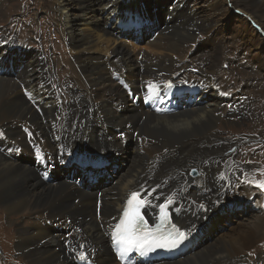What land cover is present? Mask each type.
I'll return each instance as SVG.
<instances>
[{"label": "bare ground", "instance_id": "obj_1", "mask_svg": "<svg viewBox=\"0 0 264 264\" xmlns=\"http://www.w3.org/2000/svg\"><path fill=\"white\" fill-rule=\"evenodd\" d=\"M111 1L112 8L110 10H102L98 6L85 5V0H58L57 5L53 6V14L47 16L50 24L44 25L45 32L39 29V32L41 31L42 33V42L39 45L41 50H36L34 46H31V48L25 46L24 49L18 51L16 47L20 45L19 43L14 39L7 40L1 36L6 46H13L7 51L6 57L9 60L12 59V55L20 58L22 53H25L27 58L22 60L24 73L22 70L20 74H18L20 71L15 73L18 79H9V73L5 76L0 75V143L13 140L15 143L21 144L24 149H27V143L31 142L29 138L35 140V134L30 132L28 125L24 123V126H17L15 122L14 124L10 123L11 118L17 119L19 118L18 115L24 117V113H29L30 117L33 115L39 117L41 126L39 137L44 148L54 146L50 140L55 137L60 128L65 127L62 123L64 117V121H68L67 117H69L73 121L79 122L75 132L77 137L74 139V143L72 144L68 140L67 145L70 148L82 146V142L85 141L87 143V138H89L98 149L111 148L115 152L117 151L119 155L125 156L126 147L122 146L121 140L112 135V129H110L112 126L123 128L125 124L136 130V137L141 138L139 142L140 139L131 137L135 159L124 170L120 168L119 171H116V181L114 183L103 184L101 179H97L101 182H98L101 185V206L99 212L95 207L97 193L94 189L85 190L76 186L75 183L68 188L65 183L63 184L60 181L56 182V185L43 182L38 175V169L33 165V160L27 163L34 169V172L25 165L13 163L12 160L16 161L17 159L13 158L14 156L11 153H5L0 150V206L6 212L5 219L7 218L8 221L13 222L8 216L21 212H37V215H41L38 218L34 217L35 220H33L32 224L30 223L31 226L28 229H22L20 232L17 229V248L23 254L25 251L36 250L33 253L31 264H75L73 261L74 245L78 241H86L97 248L96 258L101 263H104V255L109 254L110 251L108 240L101 230V226L113 223L122 199L128 191L143 188L144 194L152 193L149 195L151 199L162 200L166 196L174 194L175 197L178 196L180 198V202L194 205V212L183 219L177 220V223L180 227L187 230L199 224L205 227V235L209 234L206 241L203 239L198 240L194 248L184 257L157 264H251L253 260L249 259L258 258L257 252L264 250V216H260L259 213V207L261 208L264 205V195L263 192L257 193L253 183L248 182L253 181L248 166L244 162L239 161V158L238 160L235 159V157L239 156V153L245 150L244 148L240 152L238 151L239 146L245 145L243 143L244 139L240 135L228 138L220 136L221 144L211 136H205L204 143H207L208 146L205 145L203 147L205 149L201 151L200 158L192 157L191 153L186 152V149H188L187 147H193L192 144H196L199 135H205L219 121L223 124L231 123L234 120H240L242 117H249L252 110H257L252 104L250 105L252 101H256L257 97L255 99L247 98L246 103L241 108L239 106L221 105L217 99L216 89L211 86L212 83L219 86L220 76L218 72H206L202 60L199 61V59L202 56H206L212 63L213 57L218 56V50L221 48L226 49L225 46L227 44L222 38L223 30L225 29L219 26L221 22L216 20V17L218 14L221 16L227 15L232 12L230 10L232 9L236 14H239L236 17L241 21L235 26L234 34L228 40L230 43L234 42L232 43L234 45L233 48L230 49L231 47H229V49L231 52L236 53L235 57L240 59V62L250 65V69L255 70L256 73H261L264 79V61L260 62L262 60H260V55L262 52L264 53L262 48L264 32L262 31V36L260 34L257 35V33L254 35V29L250 26V24L256 26L259 30L261 26H264V0H239V3L246 4L244 8L239 7L241 4L238 5L236 2L229 8L223 0H211L210 4L201 3L202 6H206L203 13H198L194 10L182 11V8L189 0H177L174 4V12L168 14L170 15L168 20L160 23L156 37L152 41H148V48L152 50V53L140 51V65H137L135 60H130L129 57L124 55L127 53L130 56L127 51L121 53V49H124L121 46L111 50L109 56L100 55L99 51H94V49L99 48L106 52L108 51L111 39H116L115 31V39L104 36L110 28H115L120 32L136 31L133 28L124 31L118 26V18L115 14L121 9V2H125V0ZM126 1H128L127 4L133 3V0ZM161 1L171 3L174 0ZM26 9L28 11L33 10L31 7H26ZM73 10L75 12L74 15H72ZM105 11L108 13L103 15ZM214 13L215 15H213ZM113 14L114 16H112ZM102 15L103 17H101ZM187 16L191 20L189 25L186 24ZM76 18H80V22H76L77 26L72 23ZM248 22L250 23L249 25ZM18 25H20L19 22ZM156 25L152 21V27ZM147 26L148 23H142L136 35L144 32ZM28 28L32 30L31 33L33 35L38 34L37 28ZM83 28L91 29L93 35L95 32L98 33L94 37L91 35V38L89 36L90 33H84L74 39L72 35L81 33ZM215 28L219 29L216 30ZM244 29L248 30L250 34L246 42L241 38ZM50 30H56L53 34L61 39L63 53L66 51L71 54L70 47L74 50H84L81 53H77L74 57L77 66L76 72L73 68L71 70L64 68L61 54L55 61L51 60V66H48L50 64L44 60L45 50L49 55L51 54L50 50H47L48 44L52 42L48 34ZM198 30H204L205 32L203 38L196 40L200 47H196L195 44L197 42H195L194 38ZM152 33L150 32V34ZM173 36L176 39L172 40ZM115 43L116 41L111 43V45ZM187 43L194 44L192 48H188L189 46L184 47ZM44 44L45 46H43ZM120 44L127 46L121 41ZM200 44L206 47L209 46V50L201 48ZM128 46L131 47L130 45ZM155 49L162 50V53H158V50L156 51ZM196 50H203V52L195 53ZM170 51L178 55L183 52L189 60L182 56L181 58L168 61L160 60L162 56L174 58L169 54ZM52 53L55 58L58 52L53 50ZM115 56L116 58H113ZM77 62H80L82 67H79ZM219 65L218 63L217 67ZM160 67H162L161 70H159ZM186 67H197L200 72L199 77H193L185 73L183 78H185L186 84L194 82L195 78L206 83L209 90L205 95L199 94V96H202L200 103L191 104L171 116H158L145 110L135 109L131 107L130 103L126 104L125 93L117 81L113 79L125 73L126 77H130V80L136 83L133 88L137 90L139 79L148 82L158 78L166 79L169 76L180 78ZM216 69L215 67L212 71ZM61 71L63 72L61 73ZM164 73L167 76L166 78H164ZM75 78L77 82L79 80L84 88H79L80 86L76 88ZM246 84L253 88L252 83ZM220 86V91L224 92ZM22 88L32 90L35 95H38L40 100H44V103L40 105L31 103L22 94ZM2 97H6L5 102H1ZM65 99L72 100V103L67 107H63L64 109L62 110L58 109V103ZM53 102H55V106L52 107ZM122 106V110L127 111L126 114L117 112L116 108H121ZM31 107H34L35 111ZM50 108L52 109L50 110ZM19 122L21 121L19 120ZM71 126L70 123L66 124L68 130H71ZM85 128H89L90 131L84 135L82 129ZM157 129L161 130L162 136L155 133ZM231 129L232 127L227 132L233 133ZM214 130L219 132L218 127ZM2 131H6L3 135L7 136V139L2 138ZM107 133L109 136L106 135ZM13 136L24 138L26 143H20ZM110 137L116 138L118 142L111 144L103 142L104 138ZM147 140H151L152 143ZM167 145H170V147ZM220 145L224 148L222 156L215 154ZM94 149L98 151V149ZM194 150L195 153L198 151L196 147ZM103 153L101 154L102 159H107L108 156ZM113 154L115 153L113 152ZM108 155H112V153H108ZM179 157L182 160L179 161ZM195 159L197 161L190 163L187 167H180V170H175L176 165ZM115 161L107 160L106 162L115 163ZM20 162L23 163L21 160ZM201 163H204L205 166H202ZM190 169H194L197 172L196 175L191 176L188 173ZM231 170L235 172L233 176L235 179L232 182L238 183L243 180L242 185H240L241 188L235 194L237 205L230 210L224 208L223 211L227 215L221 216L222 218L219 216L216 219L215 216L211 223H202L205 215L217 211L219 209L217 205L227 202V197L216 196L215 190L212 193L209 192L207 194L209 196L204 197L199 193V190H187V185L191 183H206V188L212 190L215 186V184L211 183L212 176L216 174L227 176ZM171 172L173 173L171 174ZM166 176L168 178H165ZM139 185L140 187H138ZM231 197L232 195H230ZM200 204H203L204 208H201ZM236 206H241V209L239 211L236 210ZM253 210L258 215H256L254 220L247 221L248 223L238 220L242 224V228L237 231V234L235 232L230 233L235 231L233 227L227 229L228 231L226 230V232L222 233L223 235L220 234V231H217L219 223L222 225L228 220L227 216L232 214L236 216L237 212H239L237 216H242L243 218L245 214L251 213ZM261 214L263 215L264 212H261ZM18 223L13 224L16 228L21 229ZM52 225H59L67 228V230L60 232L55 227L54 229L49 227ZM215 225L216 228H214ZM225 233L230 234L224 235ZM261 234L262 237L258 238ZM254 239L259 240L251 245V240ZM15 250L17 249L15 248ZM25 258L29 259L28 256H25ZM108 263L117 264L114 261Z\"/></svg>", "mask_w": 264, "mask_h": 264}, {"label": "rangeland", "instance_id": "obj_2", "mask_svg": "<svg viewBox=\"0 0 264 264\" xmlns=\"http://www.w3.org/2000/svg\"><path fill=\"white\" fill-rule=\"evenodd\" d=\"M85 1L87 2V3L85 2V5H87V4L88 5H93L94 7L98 6L102 10H106V9L110 10L112 8V5H111L112 1L111 0H85ZM94 1H96V2H94ZM157 1H159V0H157ZM223 1H224L225 5L227 7L231 6L235 2L238 5L241 4V3H239L240 2L239 0H223ZM203 2L206 3V4H210L211 0H206V1L205 0H189L185 4V6L182 8V11L185 12L187 10H192V11L194 10V11H196L198 13H203L204 9L206 8V6H202ZM57 3H58V0H0V6H1L0 7V41H2V37H4L7 40L14 39L20 45L27 46V48H29V47L31 48V46H34L36 50H41L39 45H41V42H42V33H41V31L39 32V29H41L42 31L45 32L44 25L46 26V25L50 24V22L48 21V17L47 16L50 15V14H53V10H54L53 6H56ZM108 4H109V6H107ZM34 5H35V7H34ZM245 5L246 4L244 3V5L241 4V6H239V7L244 8ZM29 6L33 10L28 11L26 9V7L30 8ZM158 6H161V2H158ZM188 8H190V9H188ZM229 8H231V7H229ZM164 10H165V8H162L160 10V14H164ZM230 10L232 12L228 13L227 15L224 14L225 16L224 15L221 16V15L218 14V16L216 17V20L221 22L219 26H221V27H223V29H225V30H223L224 34L222 35V38H223L224 42L227 44L225 46L226 49L221 48L220 50H218V54H217L218 56L217 57L216 56L213 57V59L211 60V61H213L212 63H210V60H208L206 58V56H202L199 59V61L202 60V63L205 66L206 72H216V73L218 72V75L220 76L219 77V79H220L219 86L221 85L220 87L223 89L224 92L225 91L230 92V91H234L235 89H239V90H242V92H244V94H246L247 98L255 99L257 97L255 99L256 101H252V103H250V105L252 104V106L254 108H256L257 110H255V111L252 110L249 117L245 116V117H242L240 120H234L231 123H224L223 124V123H220V121H219V123L218 124L216 123L215 126L211 130L207 131V133H209V134L206 133L205 135H203V134L199 135V138L196 137L198 139V140H196V144L193 143L192 144L193 147H187L188 149H186V152L191 153L192 157L200 158V155L202 154L201 151H203L205 149L203 147H205V145L208 146L207 143H204L205 136H211L213 139H215L216 141L221 143L222 140H221L220 136L228 138V137H231V136L232 137H236L237 135H240L241 138L244 139L243 143L245 145L239 146L238 147V151L240 152L244 148H245V150L242 151V153H239L240 157L239 156L235 157V159L238 160V158H239V161L244 162L246 164V166H248V168H249V170L251 172L253 181H261V180H264V84H263L264 83V79H263L261 73H256L255 70L250 69V65L245 64V62H240V59H237L235 57L236 53H233L230 50V49L233 48L234 45H232V43H234V42L230 43V42H228V40H230L232 35L234 34V31H235V28H236L235 26L237 24H239L240 21H241V20L239 21L238 18L236 17L237 15L239 16V14H236L235 11H233L232 9H230ZM105 13L107 14L108 12L107 11L103 12V15H105ZM60 14H61V12H60ZM74 14H75V12L73 10L72 11V15H74ZM7 15H8V18H7ZM103 15L101 17H103ZM213 15H215V13ZM162 16L165 17L166 15H162ZM162 16L160 18L156 19L154 21V23H156V24L159 23V19H162ZM177 18H179V17H177ZM79 19L80 18H76L74 20V22H72V23L75 26H77L76 22L79 23L80 22ZM189 21H191V20H190L189 16H187V18H186V24L187 25L190 24ZM18 22L20 23V25H18ZM249 24L250 23L248 22V25ZM250 26L253 27V29H254V35H255V33H257V35L260 34L262 36L261 33H262V31L264 32V26H261L260 30L258 28H256V26H253L251 24H250ZM28 27L37 28L38 34L37 35L36 34L33 35V33H31L32 30H29ZM49 28H51V27H49ZM218 29L219 28H217L216 30H218ZM54 31H56V30H53V31L50 30V33L48 32L49 39L52 42H50V44H48V42H47V44L49 45V46H47L48 47L47 50L48 51L50 50L51 54L49 55L46 52V50H45L46 54H45L44 60L48 64H50L48 66H51V60L53 59V61H55L58 58V56L61 54L63 56L62 59H63V63H64V68L66 67L65 69H68V70H71L73 68L74 71L76 72L77 71V66L75 64L74 57H75V55H77V53H81L84 50H82V49L74 50V49H72L70 47L71 54H69L66 51L63 53V51H64L63 50V43L61 42V39L57 38L56 35L53 34ZM114 31H115L114 28H110L109 31H107V33L104 34V36H106V38H114L115 39ZM200 32H201V34H200ZM84 33H90L89 36L91 38V35H92V37H94L98 32H95L94 35H93L92 34L93 31L91 29L89 30L87 28H83V31L81 33L73 34L72 37H74V39H77V37H80L79 35H83ZM204 35H205L204 30H198L196 35H195V37H194L195 38V42H197L198 40L203 38ZM249 36H250V34H249L248 30L244 29L243 30V36L241 38H243V40H245V42H246L248 40ZM121 39H122L121 37H117V36H116L115 40L111 39L112 41L110 42L109 49H108L107 52L105 50H101L100 48L99 49H94V51H99L100 55L109 56L111 50H113L115 47H120L121 46V47H124V49H121V53H125L127 51L130 54V56L127 53H125L124 55L129 57L130 60H135L136 61L135 63L137 65L141 64V60L139 61L138 58H136L137 54L141 55L140 51H143V52H146V53H152V50L148 48V41L145 42V40H142V41H139V42L135 43L134 41L129 39L128 41H130V43H131L130 44L131 47H129L128 44L126 42H123V39L122 40ZM174 39H176L175 36L172 37V40H174ZM115 41H116V43L114 45L113 44L111 45V43H114ZM120 41L123 44L127 45V46L121 45ZM78 42H80V41H78ZM193 44L192 43H187L184 47L189 46L188 48H190V47L192 48ZM195 45L197 47L198 46V42ZM200 45L202 46L201 48L209 50V46L206 47V46H203L202 44H200ZM43 46H45V44ZM198 47H200V46H198ZM227 47H228V49H227ZM229 47H231V48L229 49ZM262 48H263V51H264V42L262 44ZM0 50H3V47H0ZM53 50L58 52L56 54L55 58H54V54L52 53ZM155 50L156 51L158 50L157 51L158 53H162V50H160V49H155ZM86 51H89V50H86ZM90 51H93V50H90ZM199 51L200 50H196L195 53H197ZM200 52H203V50H201ZM226 53H229V54H226ZM169 54L172 57H174V58L162 56V58L160 60L168 61V60H173V59H176V58H181V56L183 58L185 57V59H188L183 54V52H182L181 55H178L175 52L170 51ZM113 58H116V56L113 57ZM12 59L16 60L17 58L12 56ZM204 59H205V61H204ZM226 59H228V60L226 61ZM260 60H261L260 62L264 61V53L263 52L260 55ZM218 63L220 65L217 67ZM77 65L79 67H82L80 62H77ZM215 67L217 69L215 71H212L213 68H215ZM195 68H197V67H195ZM242 68H244L245 70L242 69ZM254 68H256V67H254ZM161 69H162V67L159 68V70H161ZM22 71H20L18 74H20ZM62 72L63 71H61V73ZM23 73H24V71H23ZM254 73H256L255 74L256 76L254 75ZM238 74H239V76H238ZM140 75H144V74H140ZM163 75H164V78L167 77L165 73ZM259 75H261V76H259ZM236 76H238V77H236ZM9 79L16 80L18 78L17 77L16 78L10 77ZM158 79H160V78H158ZM229 82H230V84H229ZM75 83L77 84L76 88H78L79 86H80L79 88H84L83 86H81L79 80L77 82L76 78H75ZM192 83H194V82H192ZM246 83H252L251 85L253 86L254 89L252 87H250L249 85L247 86ZM254 84H255V86H254ZM256 85H258V86H256ZM131 86L133 87V85H131ZM216 86H217V84H216ZM5 101H6V97L5 98L2 97L1 98V102H5ZM67 101H70V100H67ZM54 103L55 102L52 103V107L55 106ZM31 109L33 111H35L34 107H31ZM51 109L52 108H50V110ZM62 109H64V108H62ZM62 109H60V110H62ZM23 115H24V117L22 116L23 118L20 117V115H18L19 118L15 117V116H11V117H14V118H17V119H12L11 118V122L10 123L14 124V122H15V125H17V126H19V125H23L24 126V123L26 125H28V129L30 130V132L35 134V140H33L31 138H29V139L31 141H33V142H38L39 144H41L40 137H39L40 136V130L39 129L41 127L40 126V122H39V117L37 115H33L34 117L33 116L30 117L29 113H24ZM79 115H81V113H79ZM64 119H65V117L62 119V123L64 124L65 128H66V124H68V123H70L72 125L71 128H70L71 130H68L66 128L67 129V133L66 134H67V139L70 140V142L73 144L74 143V139L77 137V134H75V132H76V128H78V126H79V122L73 121L72 118H69V117H67L68 121H64ZM19 120L21 122H19ZM17 122H18V124H17ZM216 127H218V131L219 132H217V130H214V129H216ZM230 127H232L231 130H232L233 133L227 132V130L230 129ZM73 128H74V130H73ZM153 129H155V128H153ZM6 131H2L1 135H3L4 132H6ZM89 131H90L89 128L82 129V133L84 135L87 134ZM155 133L158 134L159 136H162L161 130L159 131L157 129L155 131ZM106 135L109 136L108 133ZM3 137L5 139H7L6 138L7 136L3 135L2 138ZM251 137H252V139H251ZM13 138H16V137L13 136ZM16 139H18V141L20 143H26L24 138H20L19 136H17ZM137 139H140L139 142L141 141L140 137H138ZM116 141H117L116 138L110 137V138H104L103 142L106 143V144H111V143H117L118 142V141L117 142ZM132 142H133V140L131 141V139H130V143L131 144L128 147H126L125 156H121V154L118 156V158L120 160H122V162H123V165H122L123 168H121V170H124L125 168H127L129 166L130 162H132V160L135 159V153L132 150ZM87 143L90 144V146H89L90 149H92L94 151H95L94 148L98 149L97 147H95L92 144V142L90 141L89 138H87ZM41 146H42V144H41ZM167 146L170 147V145H167ZM195 147H196V150H198L196 153H195V150H194ZM100 151H103L104 153L100 152ZM96 152H99L100 154L103 153V154H105L108 157L114 155L113 152L116 154V152L113 149H111V148L98 149V151L96 150ZM223 152H224V148L222 147V145H220V147L217 148L215 154L219 155V156H222ZM108 153H112V155H108ZM19 158L16 161L12 160V162L13 163L15 162L16 164L25 165L27 168L32 169L33 172H34V169L32 167H30V165L27 162L21 163ZM178 160L180 161L182 159L179 157ZM195 161H197V160L195 159V160H191L190 162H184V163H182L180 165H176L175 166V170H180V167H183V168L187 167L190 163H193ZM119 163H121V162H119ZM201 165L205 166L204 163H201ZM165 170H166V168H165ZM230 172L232 173L233 171L231 170ZM172 173L173 172H171V174ZM221 175L225 176L224 174H221ZM165 178H168V176H166ZM60 182L63 183V184L65 183L66 186H68V188L72 184H74V182L73 183L72 182L71 183H67L65 181H60ZM51 185H56V184L52 183ZM138 187H140V185ZM253 187L257 191V193L263 192L259 188L255 187L254 183H253ZM200 205H203V204H200ZM261 208H262L263 211L259 212L260 216H264V214L263 215L261 214V212H264V206H262ZM238 213L239 212H237V214ZM237 214H236V216H234L235 214H232L233 217L231 215L229 217L228 221H226L224 224L221 225V223H219L220 234L226 232V230L229 229L230 227H233L235 229V231H231L230 233L235 232V234H237L238 233L237 231H239L240 228H242V224H240L239 221L248 223L251 220H254L256 215H258V213H256V211H254V210L251 213L245 214L244 215L245 217H243V218H242V216H237ZM40 216L41 215H37V212L16 213L15 215L8 216L9 218H11L13 220V222H11V221H8L7 218L5 219L6 212L0 206V264H9V263L10 264H22V263L23 264H31L30 262L33 261L32 259H33V256H34L33 253L36 250L30 251V252H26L25 251L24 254H23L22 251L17 248V237H18L17 229H18L19 232L22 229H26V228L28 229L31 226L33 220H35L34 217L38 218ZM239 218H241V219H239ZM16 222H19L18 224L20 225L21 229L15 227V225L13 223H16ZM52 223H54V222H52ZM246 223H243V224H246ZM221 226H223L225 228L222 229ZM49 227L54 229V227H52V226H49ZM214 228H216V225L214 226ZM230 233H225L224 235H227V234H230ZM261 237H262V234L258 238H261ZM257 240H259V239L251 240V242H252L251 245H253ZM15 245H16V247H15ZM15 248L17 250H15ZM5 253L9 254V255H6ZM256 255H258V258L254 257V258L249 259V260H253V262H251V264H261V262L264 261V250L258 251ZM25 256H28L29 259H26ZM21 260H22V262H21ZM262 264H264V262Z\"/></svg>", "mask_w": 264, "mask_h": 264}, {"label": "snow or ice", "instance_id": "obj_3", "mask_svg": "<svg viewBox=\"0 0 264 264\" xmlns=\"http://www.w3.org/2000/svg\"><path fill=\"white\" fill-rule=\"evenodd\" d=\"M168 86L171 87L170 84ZM148 88L150 93H154L155 85L149 83ZM29 135L31 134L29 133ZM248 182L254 183L255 187L264 191V180ZM151 194V192L148 193V195ZM147 202L146 197L141 199L140 193L132 192L122 215L119 217V222L116 223L112 231V243L117 247L121 258L133 250L143 255L153 247H175L185 238V233L175 225H172L171 229L164 227L167 214L163 205H161V223L155 228H150L140 212L141 207ZM200 207L204 208V205H200ZM79 258L81 260L85 259V254L83 252L79 253Z\"/></svg>", "mask_w": 264, "mask_h": 264}, {"label": "water", "instance_id": "obj_4", "mask_svg": "<svg viewBox=\"0 0 264 264\" xmlns=\"http://www.w3.org/2000/svg\"><path fill=\"white\" fill-rule=\"evenodd\" d=\"M168 116H171V115H168ZM193 170H194V169H190V170H189V174H190V175H192V176H194V175H195V173H196V172H195V171H193Z\"/></svg>", "mask_w": 264, "mask_h": 264}]
</instances>
